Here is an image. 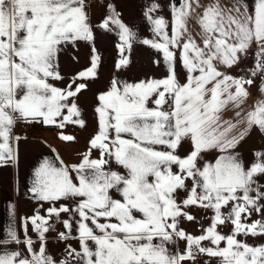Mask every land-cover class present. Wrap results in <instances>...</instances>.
I'll return each mask as SVG.
<instances>
[{
	"label": "snow or ice",
	"instance_id": "obj_1",
	"mask_svg": "<svg viewBox=\"0 0 264 264\" xmlns=\"http://www.w3.org/2000/svg\"><path fill=\"white\" fill-rule=\"evenodd\" d=\"M96 3L104 17L94 25L89 0H0V167L18 161V122L86 130L79 98L98 78L96 28L117 33V70L129 67L134 45L141 44L159 55L153 64L163 63L167 74L135 82L112 78L96 94L97 131L81 162L57 167L45 161L35 172L31 192L53 205L47 216L25 220V230L30 221L39 235V251L28 238L31 258L8 252L0 264H197L201 256L217 264H264V244L242 239L264 238V184L258 182L264 150L253 153L250 166L237 151L254 131L264 135V96L246 106L254 80L227 71L254 50L251 75L264 79V0H255L251 11L245 0H175L171 21L152 3L143 11L152 38H140L110 0ZM78 41L93 45L90 66L67 87H56L50 81L65 79L59 53ZM59 139L76 141L63 131ZM212 152L214 162L206 161ZM113 161L125 171L112 170ZM62 200H74L75 207L54 206ZM193 208L212 214L198 236L181 227L200 223ZM62 213L69 218L58 240H78L79 249L66 244L57 261L47 253L46 233L49 220L59 222ZM253 213L260 219L251 220ZM177 241L184 242L183 252L169 251Z\"/></svg>",
	"mask_w": 264,
	"mask_h": 264
},
{
	"label": "rangeland",
	"instance_id": "obj_2",
	"mask_svg": "<svg viewBox=\"0 0 264 264\" xmlns=\"http://www.w3.org/2000/svg\"><path fill=\"white\" fill-rule=\"evenodd\" d=\"M117 6L118 11L123 15V19L130 26H134V30L137 31L140 38H152V32L150 25L143 17V11L152 3H158L160 10L157 15H162L169 20L170 17V3L175 0H110ZM100 12L104 13V9L101 7ZM104 15H96L94 25L98 24ZM96 40L94 47L101 57V63L98 73V78L94 82H89L88 90L82 94L79 98V105L83 110L84 117L87 120V128L80 129L78 126L69 125L63 130H58L53 126H46L39 123L31 124L33 130L28 135H20L23 140V146L18 153V161L15 163H9L4 167H8L12 170L21 171L18 174L19 181L23 183V188H19V194H23L24 201L22 205L17 206L18 215L17 228L15 234L19 240V243L12 240V238L0 240V254L8 252H20L22 256L31 258V254L28 252L26 246V240L31 238L34 242V248L38 252L41 246L38 233L34 230L30 221L27 224L25 230V220L33 217L37 213L41 216H47V209L53 205L45 201H40L34 197L31 192L32 182L35 179V172L41 167L45 161H51L57 167L71 166L79 164L82 160V154L86 153L89 149L88 141L97 131V116L94 111L96 106V94L98 92L106 91L109 82L112 78L118 80H126L128 82H135L146 77L163 78L167 73L163 63L159 66L153 64V60L160 59L152 49L147 46L136 44L131 52V64L127 69H116V63L119 59V52L116 47L119 43L118 35L114 32H105L99 28L95 30ZM90 66V64H89ZM88 66V67H89ZM87 68L86 66H79L78 68L63 69L62 75L63 81H56L54 85L59 88L67 87L71 77V72L78 73L79 71ZM181 81L184 79V70L178 65L177 68ZM74 76V75H73ZM63 131L67 135H73L76 137L75 142H65L59 139V132ZM26 137V139H23ZM264 150V144L261 142L260 137L250 136L247 141L238 148V152L242 157L245 166H250L254 161L253 153L255 151ZM185 154V153H182ZM217 154L205 155L206 161L214 162ZM92 158L98 159L99 153L93 150ZM61 161L63 164H61ZM112 170L123 173L125 170L113 161L110 164ZM6 170H4L5 172ZM23 172L25 173V179L22 178ZM24 176V175H23ZM75 177V173H73ZM258 182L264 184V178H258ZM115 199H120L118 193L113 191L111 193ZM183 198L184 193H180ZM61 204L75 207L74 200H62L56 202L54 206L59 207ZM191 214L197 217L200 223L185 222L181 224L187 232L193 235H200L202 227H207L210 222L211 212L205 213L203 210L191 209ZM69 217L67 214H61L60 221H56L53 217L49 220V224L52 226L50 231L46 233L47 240V253L50 254L55 260H61L65 255L66 244H71L72 247L79 249V241L72 239L69 241L58 240V234L64 232L65 228L62 221L67 220ZM78 217H73V235H78L76 232ZM260 219V215L253 213L251 220ZM231 226H229L230 228ZM229 228H224L225 234H230ZM242 238V237H241ZM245 242L258 246L264 244V238L261 237H247ZM159 241H156L158 243ZM91 243V242H90ZM207 243V242H205ZM169 251L183 252L185 244L182 241H177L175 244H168ZM188 264V262H185ZM197 264H217V258H210L207 256H201L198 258Z\"/></svg>",
	"mask_w": 264,
	"mask_h": 264
},
{
	"label": "crops",
	"instance_id": "obj_3",
	"mask_svg": "<svg viewBox=\"0 0 264 264\" xmlns=\"http://www.w3.org/2000/svg\"><path fill=\"white\" fill-rule=\"evenodd\" d=\"M89 2L93 5L91 8V16L92 23L94 24L96 15H104V13L100 12L101 7L98 3H96V0H89ZM245 2L251 11L255 6V0H245ZM169 21H171V12ZM92 48L93 45L86 41H78L75 46L65 45L58 56L59 70L61 74L63 69L72 70L74 68H78L81 65L88 67L90 64V58L93 54ZM255 63V52L254 50H250L246 57H241V63L239 66L227 70L230 75L236 77L243 76L245 78H251L254 80V84L249 88L251 97L248 101V105L246 106L255 104L258 99L264 96V93L261 92V89L264 88V79H262L259 75L255 77L251 75V70L255 68ZM74 73L75 72L72 71L70 77H73V75H75ZM55 82L56 81H50V83L53 84ZM232 115L233 114L231 112L227 113L225 119H231ZM250 136L260 137L261 142L264 144V135H262L259 131H254ZM21 144H23V140H21L18 145L19 154L20 149L24 146H21ZM209 154L217 153L212 152ZM4 170L6 171L4 172ZM19 173H21V171L15 170L14 167H12V170H10L8 167H0V240L11 238L10 234L15 232L17 228V206L22 205V202L24 201L23 194H19V188H23V180H21V182L19 181ZM23 175L22 178L25 179L26 175L24 172Z\"/></svg>",
	"mask_w": 264,
	"mask_h": 264
},
{
	"label": "built area",
	"instance_id": "obj_4",
	"mask_svg": "<svg viewBox=\"0 0 264 264\" xmlns=\"http://www.w3.org/2000/svg\"><path fill=\"white\" fill-rule=\"evenodd\" d=\"M32 130H33V127L31 126V124H26L21 121L17 123L14 129V132L16 135L20 136L24 134H29Z\"/></svg>",
	"mask_w": 264,
	"mask_h": 264
}]
</instances>
